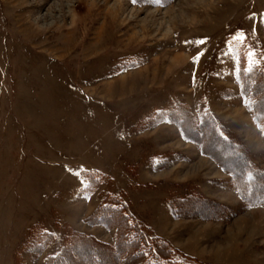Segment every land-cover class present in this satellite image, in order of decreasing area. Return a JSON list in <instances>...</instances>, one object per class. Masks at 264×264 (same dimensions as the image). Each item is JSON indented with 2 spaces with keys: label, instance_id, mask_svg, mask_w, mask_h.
Segmentation results:
<instances>
[{
  "label": "rangeland",
  "instance_id": "rangeland-1",
  "mask_svg": "<svg viewBox=\"0 0 264 264\" xmlns=\"http://www.w3.org/2000/svg\"><path fill=\"white\" fill-rule=\"evenodd\" d=\"M155 1L0 0V264L58 261L77 233L112 249L108 192L199 262L264 264V204L229 173L235 141L264 170L239 79L264 72V0Z\"/></svg>",
  "mask_w": 264,
  "mask_h": 264
},
{
  "label": "trees",
  "instance_id": "trees-1",
  "mask_svg": "<svg viewBox=\"0 0 264 264\" xmlns=\"http://www.w3.org/2000/svg\"><path fill=\"white\" fill-rule=\"evenodd\" d=\"M155 2L157 3V0ZM239 79L242 85V91L244 95L248 97L250 108L254 112L255 119L264 133V72L260 71L255 74H247L240 71ZM259 105H262V108ZM204 123L205 122L198 126H196L197 124H194L193 126L196 129H199ZM180 124L183 132L188 130L187 124L184 125L181 122ZM215 128L216 127L214 126V129ZM192 132L193 130H191L190 134ZM204 143L205 141L202 140L203 145ZM231 149H235V151L238 152V157L246 161V168L243 170V173H239V178L236 175L237 172L229 171L231 177L234 179L233 186L231 184L230 185L238 191L243 204L250 206L255 204H264V198L261 197L256 199L255 197L252 198L249 196V190L254 191V187L249 185L250 178H248V174L250 172L252 173L253 179L254 175L264 177V170L254 167L253 164L249 165L251 163L249 153L241 142H233ZM205 153L207 154L206 151ZM208 155L214 157L210 152ZM219 162L222 163L221 161ZM221 165L223 166V164ZM263 181L264 179L259 180L258 182L262 188L264 187ZM176 210L179 209L175 206H171L173 215L176 214ZM221 218H223V215ZM93 223H99L106 227H114L117 229L116 244L112 247V249L104 244L96 242V240L91 236L90 238L81 236L77 238L76 236L79 235L78 233L75 234V238L68 243V247L71 245L72 250L79 247L82 250H85L88 255L91 246L98 247L96 248L95 254L97 257L103 258L100 263L104 264L108 259H113L115 254H118V257L115 258L112 264H206L202 261H197L194 257L187 256L184 251L179 250V248L175 247L168 239L161 237L147 225H143L141 222L136 220L131 212H129L123 197H121L118 193H106L103 197L102 203L93 215ZM68 247L61 255L55 257L58 261H50L49 264H63V261L75 264L73 262L74 258L69 252L71 249H68ZM83 259L84 258L81 260ZM87 263L95 264L91 262Z\"/></svg>",
  "mask_w": 264,
  "mask_h": 264
}]
</instances>
